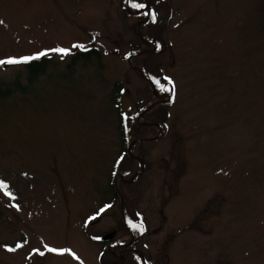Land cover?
Segmentation results:
<instances>
[{
    "label": "rangeland",
    "instance_id": "rangeland-1",
    "mask_svg": "<svg viewBox=\"0 0 264 264\" xmlns=\"http://www.w3.org/2000/svg\"><path fill=\"white\" fill-rule=\"evenodd\" d=\"M128 2L0 0V264H129L132 244L147 264H264V0ZM152 3L143 74L127 13ZM84 47L100 56L71 63ZM41 53L31 82L6 63Z\"/></svg>",
    "mask_w": 264,
    "mask_h": 264
},
{
    "label": "trees",
    "instance_id": "trees-1",
    "mask_svg": "<svg viewBox=\"0 0 264 264\" xmlns=\"http://www.w3.org/2000/svg\"><path fill=\"white\" fill-rule=\"evenodd\" d=\"M152 7L151 12L149 13V15H145L146 11H141V12H133L131 13H127L129 14L130 18L132 19V22H135L136 19H140L141 17L143 18L144 21L140 22L139 25L142 28V37L139 38L138 37V41H139V45L141 47H149L146 48V52L145 53H140V50L136 49L133 51V57H135L137 59V61L141 64V71L143 72V74H150V70L146 69V60L148 59L147 56H154L156 55L159 51H160V46L161 43L158 39L161 38V30L160 28H156L154 26L155 23L152 20V13H157V8L153 5V3L150 5ZM154 6V7H153ZM126 9V8H125ZM142 18L140 19V21L142 20ZM152 28H156V34L154 35V38L149 36L148 33L149 31H151ZM147 33V34H146ZM145 38H149L150 44L144 43L142 42V39ZM155 41L157 43V46L155 48H153L152 50H150V47L152 46L151 44L155 43L153 42ZM100 53L99 50L93 47H84V48H80L79 50H74L71 53L70 56V62L71 63H75L77 61H82L83 63L89 62L93 57H99ZM155 60V59H154ZM53 62V59L51 57V55H47V56H40L39 59H34V60H30L27 63H23V65H25L26 69H27V74H28V82L33 81L34 79H36L39 75L41 74H45L47 69L49 68L50 64ZM5 66H7V64H4ZM146 76V75H145ZM155 83H157V81H154ZM148 85L150 86V88L152 89L151 85L149 82H147ZM10 91L9 88H7L6 90H1L0 88V94H4V93H8ZM112 101L113 104L116 106V113L119 116V130H120V134H121V144H122V152L123 154H126V148L128 146V135H127V123L128 120L127 118L123 115L122 109L120 107V87L117 86L114 91H113V95H112ZM170 105L169 101H164L162 99H159L155 94H154V101H151L146 107H150L148 111L149 115L151 114V116L156 117L157 115H165L166 112L168 111V106ZM145 107V108H146ZM146 108V109H147ZM130 162L123 166V160L121 157H117L115 160V163L119 166L122 167L123 172L128 175L131 176L137 167L136 164V160L130 157ZM117 194L115 193V196ZM114 201V199H113ZM113 203V202H112ZM137 229V230H136ZM133 229V234L135 236L134 241L138 238V236L140 234H138L140 231L138 228ZM106 243V242H104ZM108 243V242H107ZM131 261H129L130 263ZM135 262V264H142V261L139 259L137 261H132Z\"/></svg>",
    "mask_w": 264,
    "mask_h": 264
},
{
    "label": "snow or ice",
    "instance_id": "snow-or-ice-1",
    "mask_svg": "<svg viewBox=\"0 0 264 264\" xmlns=\"http://www.w3.org/2000/svg\"><path fill=\"white\" fill-rule=\"evenodd\" d=\"M134 7L136 8H139V9H143L145 7H147L145 4H135ZM145 15H148V13H145ZM152 20L153 22H155L156 20V16H155V13H152ZM74 47H78L77 45H74ZM52 51H55V52H59L63 55H67L68 54V51L67 49H62V48H57V49H53ZM43 55H46V53H41L40 56H43ZM34 59H39V56H34V57H25L22 61L21 60H8L6 61V63H9V64H17V63H27L28 61L30 60H34ZM2 63H5L4 61H0V64ZM173 94H174V90H173ZM0 187H3V185H0ZM139 228V230L141 232H143L144 228H143V224H140L138 226H136ZM9 251H14V249H9ZM48 251H57L56 249H52V248H49ZM43 254V253H41Z\"/></svg>",
    "mask_w": 264,
    "mask_h": 264
},
{
    "label": "flooded vegetation",
    "instance_id": "flooded-vegetation-1",
    "mask_svg": "<svg viewBox=\"0 0 264 264\" xmlns=\"http://www.w3.org/2000/svg\"><path fill=\"white\" fill-rule=\"evenodd\" d=\"M129 233H130V235H131V241L133 242L134 241V238H135V236H134V234H133V229H126ZM111 242V241H110ZM112 245V244H111ZM110 245V246H111ZM132 246H134L133 244L131 245V247H129V253L130 254H132V256H131V258L129 259L131 262L129 263V264H132V261L134 260V261H137V260H144L145 261V259L144 258H142L141 256H139L138 254H136V253H138L137 251H135V248L134 247H132ZM119 250H120V252L122 251V250H126V249H124V248H121V247H119L118 248ZM132 251V252H131ZM121 255H122V252H121Z\"/></svg>",
    "mask_w": 264,
    "mask_h": 264
},
{
    "label": "water",
    "instance_id": "water-1",
    "mask_svg": "<svg viewBox=\"0 0 264 264\" xmlns=\"http://www.w3.org/2000/svg\"><path fill=\"white\" fill-rule=\"evenodd\" d=\"M126 5L128 6V0H127V2H126ZM109 237H110V235L107 234L106 237H101V238H104V239H105V238H109Z\"/></svg>",
    "mask_w": 264,
    "mask_h": 264
},
{
    "label": "bare ground",
    "instance_id": "bare-ground-1",
    "mask_svg": "<svg viewBox=\"0 0 264 264\" xmlns=\"http://www.w3.org/2000/svg\"><path fill=\"white\" fill-rule=\"evenodd\" d=\"M141 21H142V20H141ZM154 48H155V47H154ZM132 56H133V55L131 54V55H130V58H133ZM154 91H155V90L153 89V92H154ZM155 92H156V91H155ZM154 94L157 95L156 93H154ZM138 220H139V218H138Z\"/></svg>",
    "mask_w": 264,
    "mask_h": 264
}]
</instances>
